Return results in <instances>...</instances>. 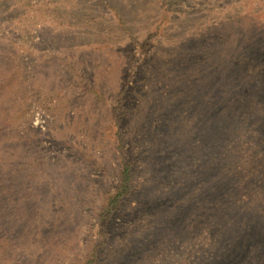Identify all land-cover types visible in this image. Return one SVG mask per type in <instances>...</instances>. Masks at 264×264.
<instances>
[{
    "label": "rangeland",
    "instance_id": "obj_1",
    "mask_svg": "<svg viewBox=\"0 0 264 264\" xmlns=\"http://www.w3.org/2000/svg\"><path fill=\"white\" fill-rule=\"evenodd\" d=\"M90 252L264 264V0H0V264Z\"/></svg>",
    "mask_w": 264,
    "mask_h": 264
},
{
    "label": "trees",
    "instance_id": "obj_2",
    "mask_svg": "<svg viewBox=\"0 0 264 264\" xmlns=\"http://www.w3.org/2000/svg\"><path fill=\"white\" fill-rule=\"evenodd\" d=\"M132 174V165L127 161V159L121 158L119 186L113 194L108 195L105 199L104 206L100 214L101 220L109 221L112 218L113 213L121 206L122 200L130 193L132 187L131 182L133 179ZM96 256V253L90 252L80 264H95Z\"/></svg>",
    "mask_w": 264,
    "mask_h": 264
}]
</instances>
